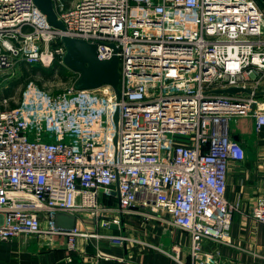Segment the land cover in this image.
I'll return each instance as SVG.
<instances>
[{
    "label": "built area",
    "instance_id": "1",
    "mask_svg": "<svg viewBox=\"0 0 264 264\" xmlns=\"http://www.w3.org/2000/svg\"><path fill=\"white\" fill-rule=\"evenodd\" d=\"M52 3L64 31L32 0H0V68L64 66L67 36L96 44L101 61L116 57L120 84L77 89V78L52 94L29 82L14 107H0V242L122 243L58 228L55 217L108 228L130 215L187 233L191 264H220L204 246L229 244L240 208L226 198L229 169L245 158L230 127L252 117L264 128V9L256 0ZM250 215L264 224V197ZM91 262L130 264L99 249Z\"/></svg>",
    "mask_w": 264,
    "mask_h": 264
},
{
    "label": "crops",
    "instance_id": "2",
    "mask_svg": "<svg viewBox=\"0 0 264 264\" xmlns=\"http://www.w3.org/2000/svg\"><path fill=\"white\" fill-rule=\"evenodd\" d=\"M262 91L260 96L264 98V85ZM230 129L244 149L245 158L229 169L226 198L238 201L240 208L230 225L229 244L206 243L204 247L219 253L220 264H264V224L250 215L256 200L264 197V128L257 130L254 118L244 117L234 121ZM101 201L104 205L117 208L116 198L101 197ZM75 229L125 240L110 243L106 237L98 240L78 237L75 249L69 251L62 237H56L51 243L21 237L9 243L0 242V264L91 262L97 249L122 257L130 264H191L189 235L165 221L125 215L119 225L103 228L88 215H82L75 219Z\"/></svg>",
    "mask_w": 264,
    "mask_h": 264
},
{
    "label": "water",
    "instance_id": "3",
    "mask_svg": "<svg viewBox=\"0 0 264 264\" xmlns=\"http://www.w3.org/2000/svg\"><path fill=\"white\" fill-rule=\"evenodd\" d=\"M34 5L45 16L47 23L54 29L64 31L65 27L57 18L52 0H32ZM264 9L262 0H256ZM60 41L65 48L62 59L63 65L78 75L75 84L77 89H95L103 85L111 86L118 90L120 73L118 59L114 57L110 61H101L97 58L96 44H90L80 39L61 36ZM243 89L229 88L223 92L235 94L244 92ZM55 225L58 228L70 231L75 228V218L65 214L55 217ZM72 264H103L94 262H77Z\"/></svg>",
    "mask_w": 264,
    "mask_h": 264
},
{
    "label": "rangeland",
    "instance_id": "4",
    "mask_svg": "<svg viewBox=\"0 0 264 264\" xmlns=\"http://www.w3.org/2000/svg\"><path fill=\"white\" fill-rule=\"evenodd\" d=\"M14 62L9 68H0V107L16 105L29 82L49 93L58 94L70 89L78 78L76 73L65 66L62 68V72L60 66H55L53 75L49 77H46L41 70H38L35 74H29L27 77H22L23 74L20 70L21 62L17 60ZM35 67L44 68L40 66ZM5 91H7L9 96L4 94ZM3 96L6 97L3 98ZM3 100H7V102L4 103Z\"/></svg>",
    "mask_w": 264,
    "mask_h": 264
},
{
    "label": "trees",
    "instance_id": "5",
    "mask_svg": "<svg viewBox=\"0 0 264 264\" xmlns=\"http://www.w3.org/2000/svg\"><path fill=\"white\" fill-rule=\"evenodd\" d=\"M55 66L57 65H54L50 68H39V67H35V66H28V65H25L24 63H20V70L22 71V77H27L29 74H35L38 70H41L42 72H44V75L46 77H49V76H52L53 75V72L55 70ZM61 68V72H62V68H64V66H60ZM31 72V73H30ZM4 94H7L6 96H9L7 91L4 92ZM6 96H3L6 97ZM15 105H11V107H14ZM74 263H77V261H73Z\"/></svg>",
    "mask_w": 264,
    "mask_h": 264
}]
</instances>
